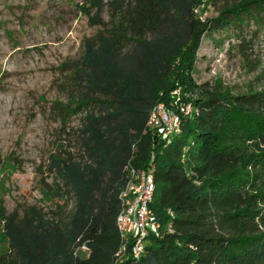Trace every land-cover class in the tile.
Returning <instances> with one entry per match:
<instances>
[{
    "label": "trees",
    "instance_id": "1",
    "mask_svg": "<svg viewBox=\"0 0 264 264\" xmlns=\"http://www.w3.org/2000/svg\"><path fill=\"white\" fill-rule=\"evenodd\" d=\"M202 1L80 6L91 26L103 28L72 65L75 89L65 106L64 115H82L76 132L83 156H52L47 185L74 207L65 221L36 207L23 214L1 208L7 249L0 264H114L125 167L146 169L152 157L150 207L159 235L129 264H264V91L233 94L193 78L204 37L247 20L264 28V0H225L206 19L196 13ZM177 88L192 111L163 141L147 124ZM83 246L86 257L77 254Z\"/></svg>",
    "mask_w": 264,
    "mask_h": 264
},
{
    "label": "rangeland",
    "instance_id": "2",
    "mask_svg": "<svg viewBox=\"0 0 264 264\" xmlns=\"http://www.w3.org/2000/svg\"><path fill=\"white\" fill-rule=\"evenodd\" d=\"M85 2L0 0V209L8 213L36 207L65 221L73 210L70 196L56 198L47 185L54 180L52 156H83L76 132L82 115L64 114L75 89L72 65L83 55L84 41L103 30L81 12ZM225 3L203 0L196 13L215 18ZM109 12L107 6L106 22ZM193 78L233 94L264 91V28L247 20L209 32ZM185 94L174 90L165 108L175 111L172 105L189 98ZM1 228L0 254L7 249Z\"/></svg>",
    "mask_w": 264,
    "mask_h": 264
},
{
    "label": "built area",
    "instance_id": "3",
    "mask_svg": "<svg viewBox=\"0 0 264 264\" xmlns=\"http://www.w3.org/2000/svg\"><path fill=\"white\" fill-rule=\"evenodd\" d=\"M174 93H179V90ZM181 99L178 97L172 105L175 111L159 104L149 117L148 129L163 141L170 140L174 133L180 131L182 116L190 115L192 111V106L183 105ZM153 160L152 157L146 169H136L130 164L125 167L126 184L119 196L121 208L116 220L121 245L114 264L141 260L148 238L159 235L160 224L150 207L155 191ZM77 254L86 257L89 249L83 246L77 250Z\"/></svg>",
    "mask_w": 264,
    "mask_h": 264
}]
</instances>
